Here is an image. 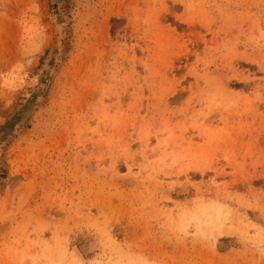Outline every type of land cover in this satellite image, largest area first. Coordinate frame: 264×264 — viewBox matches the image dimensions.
Returning a JSON list of instances; mask_svg holds the SVG:
<instances>
[{
	"label": "rangeland",
	"instance_id": "1",
	"mask_svg": "<svg viewBox=\"0 0 264 264\" xmlns=\"http://www.w3.org/2000/svg\"><path fill=\"white\" fill-rule=\"evenodd\" d=\"M0 264H264V0H0Z\"/></svg>",
	"mask_w": 264,
	"mask_h": 264
}]
</instances>
